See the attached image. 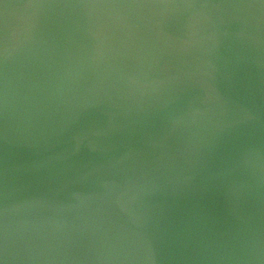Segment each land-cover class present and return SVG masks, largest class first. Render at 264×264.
Listing matches in <instances>:
<instances>
[{"label":"water","instance_id":"obj_1","mask_svg":"<svg viewBox=\"0 0 264 264\" xmlns=\"http://www.w3.org/2000/svg\"><path fill=\"white\" fill-rule=\"evenodd\" d=\"M0 264H264V0H0Z\"/></svg>","mask_w":264,"mask_h":264}]
</instances>
